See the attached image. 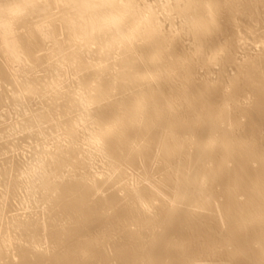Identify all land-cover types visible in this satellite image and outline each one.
Masks as SVG:
<instances>
[{
  "label": "bare ground",
  "instance_id": "1",
  "mask_svg": "<svg viewBox=\"0 0 264 264\" xmlns=\"http://www.w3.org/2000/svg\"><path fill=\"white\" fill-rule=\"evenodd\" d=\"M0 185V264H264V0H0Z\"/></svg>",
  "mask_w": 264,
  "mask_h": 264
},
{
  "label": "rangeland",
  "instance_id": "2",
  "mask_svg": "<svg viewBox=\"0 0 264 264\" xmlns=\"http://www.w3.org/2000/svg\"><path fill=\"white\" fill-rule=\"evenodd\" d=\"M39 74H41V73H39ZM52 82H53V81H52ZM31 95H33V94H31ZM33 96H34V95H33ZM47 97H49V96H47ZM41 100H42V99H41ZM41 100H39V101H41ZM45 100H46V98H44L42 101H45ZM6 109H7V108H6ZM6 109H5V110H6ZM11 109H12V108H11ZM9 111H10V110H9ZM11 111H12V110H11ZM11 111H10V112H11ZM10 115H13L12 112H11ZM10 115H9V116H10ZM13 116H14V115H13ZM17 137H18V136H15V137H13V138H11V139H9V140H10V141H11V140H14V139H16ZM29 152H30V153H28V155H29L28 157H30V155H31V153H32L31 150H30ZM0 188H1V185H0ZM11 203H12V200L9 201V204H11ZM14 204H16V203H14ZM16 260H18V259H16Z\"/></svg>",
  "mask_w": 264,
  "mask_h": 264
}]
</instances>
